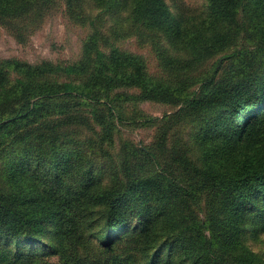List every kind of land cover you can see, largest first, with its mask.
<instances>
[{
    "label": "rangeland",
    "instance_id": "rangeland-1",
    "mask_svg": "<svg viewBox=\"0 0 264 264\" xmlns=\"http://www.w3.org/2000/svg\"><path fill=\"white\" fill-rule=\"evenodd\" d=\"M257 80L264 0L2 1L0 204L32 217L0 222V264H264V183L220 184ZM213 88L236 97L194 104ZM66 191L101 198L61 244Z\"/></svg>",
    "mask_w": 264,
    "mask_h": 264
},
{
    "label": "trees",
    "instance_id": "trees-1",
    "mask_svg": "<svg viewBox=\"0 0 264 264\" xmlns=\"http://www.w3.org/2000/svg\"><path fill=\"white\" fill-rule=\"evenodd\" d=\"M4 0H0L1 2ZM242 52H236L234 54L228 55L227 58H231L234 55H241ZM16 65L20 64L19 61L14 62ZM68 73L74 72L72 67L66 68ZM56 92L70 94L78 93L79 95H84L85 97H90L89 94L78 91V86L72 82H64L62 84L56 83ZM255 91L263 90L264 93V82L261 80L255 81L254 84ZM219 93L216 91V88H213L208 94L201 96L198 100L194 101L195 105H210L220 104L221 101L226 100L232 102L234 98H229V93L225 92L218 100H215L216 96ZM247 115V118L235 125L233 129L234 136L232 137L233 142L231 148L228 150L230 153H234L240 148L247 147L254 152L251 155L246 156L243 159L242 165H238L236 172H233L230 178L227 180H222L221 185H232V186H242L243 184H251L252 181H261L264 183V96L258 102L251 104L245 113L241 116ZM241 123V124H240ZM237 135V138H236ZM257 158V160H256ZM225 175H223V179ZM71 191H66L61 196L58 201H48L46 206H43L41 214L44 218H60L61 220L58 226V236L63 244L65 236L69 233L68 224L69 219L65 218L62 221L63 215L69 214L70 212H89L91 208H94L100 202V196L89 192V193H70ZM194 197V195H193ZM52 202V203H51ZM5 207V206H4ZM0 204V222L5 225L6 228L12 230L17 225H23L27 223L28 219L32 217V212L30 208L26 209H16L12 210L9 208H4ZM88 210V211H87ZM35 225L39 228H42V221L35 222ZM30 227V226H29ZM109 237L108 235H106ZM210 248L211 245H210ZM210 252H213L210 249ZM66 254L64 253L63 256Z\"/></svg>",
    "mask_w": 264,
    "mask_h": 264
}]
</instances>
